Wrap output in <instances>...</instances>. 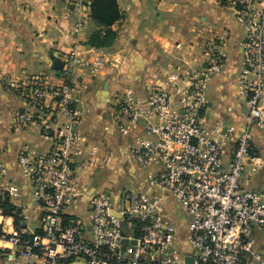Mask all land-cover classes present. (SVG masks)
<instances>
[{
	"label": "built area",
	"instance_id": "2783aa9c",
	"mask_svg": "<svg viewBox=\"0 0 264 264\" xmlns=\"http://www.w3.org/2000/svg\"><path fill=\"white\" fill-rule=\"evenodd\" d=\"M67 2L75 7L80 3ZM225 4L235 9L245 27L238 79L247 96L245 127L231 144L234 127L204 123L207 83L225 63L215 49L205 66L184 83L172 75L173 90L147 85L142 95L125 87L116 98L119 127L126 132L123 121L130 120L153 136L141 139L131 151L139 163L159 165L150 184L162 193L125 188L118 199L107 191L90 194L91 237L65 211L86 194L76 163L84 93L80 71L95 75L109 62L108 53L83 59L70 52L59 83L50 85L44 76L34 75L18 84L30 107L19 114L20 121L38 123L45 133L53 129L55 139L45 153L21 151L18 156L44 210L41 229L29 235L20 224L5 231L0 200V242L17 247L19 264H66L77 257H85L89 264H264V193L244 184L246 159L258 167L263 164L262 157L253 153L251 129L264 126V0H225ZM62 115L69 121L61 122ZM4 171L0 164V176ZM176 208L187 224V246L181 248Z\"/></svg>",
	"mask_w": 264,
	"mask_h": 264
},
{
	"label": "crops",
	"instance_id": "0c3cea01",
	"mask_svg": "<svg viewBox=\"0 0 264 264\" xmlns=\"http://www.w3.org/2000/svg\"><path fill=\"white\" fill-rule=\"evenodd\" d=\"M79 1L75 7L67 0H0V164L5 168L0 176V200L7 232L20 224L29 235L41 229L44 210L18 156L21 151L45 153L55 141L50 134L53 129L45 133L38 123L20 121L19 114L30 107L17 86L34 75L44 76L50 85L59 83L62 69L54 67L55 60H64L70 52L83 59L102 52L109 56V62L95 75L80 71L84 73V93L81 153L76 163L86 194L65 214L81 222L86 237H91L90 194L107 191L118 199L125 188L162 193L150 184L159 165L141 164L131 151L141 139L153 136L130 120L123 121L126 132L119 127L116 98L125 87H134L142 95H146L147 85L173 90L172 75L184 83L205 66L215 49L225 63L207 83L204 123L234 127L231 144L246 125L247 96L238 82L244 63L245 27L225 0H118L122 15L113 24L117 37L102 47L89 43L97 23L91 17L90 1ZM68 121L62 115L61 122ZM251 132L253 153L262 157L263 164L258 167L246 159L244 184L264 193V126L254 125ZM6 198L12 206L9 211L3 207ZM166 198L173 206L171 195ZM174 211L181 248L187 246V224L178 208ZM0 245V264H19L17 247L9 241ZM66 264L89 263L85 257H77Z\"/></svg>",
	"mask_w": 264,
	"mask_h": 264
},
{
	"label": "trees",
	"instance_id": "16d2710c",
	"mask_svg": "<svg viewBox=\"0 0 264 264\" xmlns=\"http://www.w3.org/2000/svg\"><path fill=\"white\" fill-rule=\"evenodd\" d=\"M91 17L97 23V28L92 32L89 43L96 47L108 46L117 37L113 24L121 18V9L118 0H91ZM3 207L11 210L8 199H4Z\"/></svg>",
	"mask_w": 264,
	"mask_h": 264
},
{
	"label": "water",
	"instance_id": "95a60500",
	"mask_svg": "<svg viewBox=\"0 0 264 264\" xmlns=\"http://www.w3.org/2000/svg\"><path fill=\"white\" fill-rule=\"evenodd\" d=\"M64 66H65V62H64V60H62V59H56V60H55L54 67H55L56 69L61 70V69H63ZM187 260H188V261H192V258H191V257H188Z\"/></svg>",
	"mask_w": 264,
	"mask_h": 264
},
{
	"label": "rangeland",
	"instance_id": "374dc122",
	"mask_svg": "<svg viewBox=\"0 0 264 264\" xmlns=\"http://www.w3.org/2000/svg\"><path fill=\"white\" fill-rule=\"evenodd\" d=\"M180 240H181V237H180ZM183 253V252H182Z\"/></svg>",
	"mask_w": 264,
	"mask_h": 264
}]
</instances>
